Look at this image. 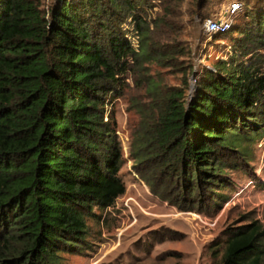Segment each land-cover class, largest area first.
I'll use <instances>...</instances> for the list:
<instances>
[{
	"label": "trees",
	"instance_id": "trees-1",
	"mask_svg": "<svg viewBox=\"0 0 264 264\" xmlns=\"http://www.w3.org/2000/svg\"><path fill=\"white\" fill-rule=\"evenodd\" d=\"M139 1L55 0L46 8L44 0H0V264H61V252L76 253L85 242L93 204L107 209L125 194L122 147L104 122L106 96L124 58L170 59L155 49ZM259 6L247 7L229 31L240 34L242 54L263 50L261 67L220 61L189 104L187 79L165 87L146 79L157 107L137 156L158 159L168 184L188 188L189 197L195 190L213 194L222 158L245 143L247 130L264 126ZM130 14L143 36L139 53L120 27ZM225 244L214 264L264 260L258 221L237 227Z\"/></svg>",
	"mask_w": 264,
	"mask_h": 264
},
{
	"label": "rangeland",
	"instance_id": "rangeland-1",
	"mask_svg": "<svg viewBox=\"0 0 264 264\" xmlns=\"http://www.w3.org/2000/svg\"><path fill=\"white\" fill-rule=\"evenodd\" d=\"M231 1H139L155 49L169 52L170 59L158 63L126 57L120 64L119 80L106 96L104 122L115 129L122 147L119 175L126 192L107 209L93 204L85 242L76 253L61 252V264H214L222 260L226 240L237 227L258 221L264 228L263 124L255 131L247 130L245 143L222 158L224 168L213 194L195 190L189 197L188 188L180 190L168 184L158 159L143 161L137 156L144 124L152 121V107H157V94L149 92L146 79L154 77L163 87L183 86L187 79L185 101L189 104L204 73L220 61L261 67L257 54L263 50L242 54L235 41L239 33L209 34L205 30V19L218 17ZM54 2L44 0V5L48 8ZM243 2L237 22L247 7H264V0ZM131 15L120 27L139 53L143 36ZM257 69L264 76V67Z\"/></svg>",
	"mask_w": 264,
	"mask_h": 264
},
{
	"label": "built area",
	"instance_id": "built-area-1",
	"mask_svg": "<svg viewBox=\"0 0 264 264\" xmlns=\"http://www.w3.org/2000/svg\"><path fill=\"white\" fill-rule=\"evenodd\" d=\"M244 5L240 0L231 1L227 7L216 18H207L204 21L205 30L209 34L227 32L231 30L238 14Z\"/></svg>",
	"mask_w": 264,
	"mask_h": 264
}]
</instances>
